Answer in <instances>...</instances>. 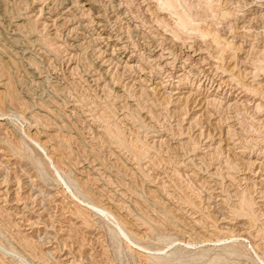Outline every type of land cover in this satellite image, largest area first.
I'll return each instance as SVG.
<instances>
[{
    "label": "rangeland",
    "instance_id": "1",
    "mask_svg": "<svg viewBox=\"0 0 264 264\" xmlns=\"http://www.w3.org/2000/svg\"><path fill=\"white\" fill-rule=\"evenodd\" d=\"M99 1H102L100 8L107 10V16L110 14L109 20L113 21L110 25H117L119 33L127 36L126 41L122 39L124 44H129L127 51L137 49L136 53L145 55L150 48L161 46L160 43L163 47L169 44L174 47L181 45L184 39L180 35L182 41L179 38L180 41H176L179 35L175 38L170 35L173 30L168 24L174 17L168 14L164 22L160 20L162 11L155 8L156 0H119L125 2L121 3L123 6L119 12L110 9V4H114L112 0ZM176 1L180 7L184 4L183 9L189 12L194 9L195 15H203L204 19L200 18L203 24L199 25L206 29L207 24H211L208 26L211 32L216 30L221 36V32H226V37L229 35L226 21H236L235 17L244 12L247 16L249 8L244 5L242 9L238 0ZM59 2L61 0L52 3L49 0L37 3L36 0H0V109L10 110L12 114L10 121L1 120L0 124V264H264L261 262L264 260V81L261 73L255 75L258 82L252 80L251 74V77L246 74L252 70L250 65L254 66L248 61L254 57L253 49L247 50L248 59L236 64L239 69L235 63L233 66L226 60L219 65L224 68L225 62L227 70L230 68L232 73H237L234 76L237 81L231 83L236 90H240L237 87L243 82V88L256 94L255 98L249 96V99L260 105L259 111L252 109L250 103L247 108L240 105L233 110L216 104L209 108L198 92L187 100L180 87L178 94L172 96L157 89L158 86L154 93L150 91L147 83L155 82L156 75L143 76L141 68L144 66L141 64L136 70L135 67L134 70L120 67L128 52L110 55L111 45L100 38L94 26L75 28L76 19L71 20L72 14L84 12L83 15H87L89 11L84 19L91 20L94 9L84 10L87 8L84 6L83 10L79 8L77 12L70 10L59 15L63 10H56ZM54 7L56 13L52 12ZM47 9L52 12L50 15ZM155 9L161 12L157 14ZM227 10L232 12L231 20L221 16V12ZM151 11L154 16H150ZM141 14H144L143 18ZM115 17L119 19L114 20ZM65 19L70 24L64 23ZM216 19L218 23L214 21ZM219 23L221 25L215 27ZM258 24H252L254 30H263V19ZM93 36L98 37L97 41ZM232 39L236 44L245 42L242 38ZM247 48L250 50V46ZM178 64L176 62V66ZM217 77L213 78L219 82ZM19 115L29 116V125L23 123ZM104 128L119 138L106 134ZM101 129L105 130L104 133ZM27 134L32 136V141ZM108 137L112 140L107 141ZM35 141H44L45 151L38 149ZM45 154L51 156V160L46 159ZM249 158L260 164L253 169L247 167ZM80 182L85 185V190L80 187ZM72 192L82 199L81 202L84 201L83 204L93 200L107 207L129 234L152 253L129 250L125 238L116 229V219L90 212L73 199ZM242 200L248 204L243 202L245 205L241 207ZM217 226L227 227L228 231L220 233ZM245 230L251 233L247 237L245 232V241H235L234 235L237 234L234 233ZM182 240L195 244L186 246ZM251 245L257 250L259 259Z\"/></svg>",
    "mask_w": 264,
    "mask_h": 264
},
{
    "label": "bare ground",
    "instance_id": "2",
    "mask_svg": "<svg viewBox=\"0 0 264 264\" xmlns=\"http://www.w3.org/2000/svg\"><path fill=\"white\" fill-rule=\"evenodd\" d=\"M37 1H39V0H36V3H37ZM43 1V0H42ZM45 1V0H44ZM60 1V0H59ZM143 1V0H142ZM147 1V0H146ZM145 1V2H146ZM149 1V0H148ZM194 1H197L198 2V0H194ZM203 1V0H202ZM204 1H206V0H204ZM210 0H207V2H209ZM223 1H225V0H223ZM228 1V0H227ZM231 1V0H230ZM238 1H241V5H238V6H244V5H249V8L247 9L248 10V13H247V16L245 15L244 16V13H243V15L242 14H239L238 15V18H237V16L235 17V13L233 14V16L236 18V21H234V20H231V11H233V10H231V8H229L230 6H232L229 2V4H230V6L228 7L229 8V10H231L230 12L227 10V11H223V12H221V16L225 19V20H227L228 18H229V20H231V21H233V22H230V21H226V27H228V32L227 33H229V35L227 34V37H226V32H221V33H223V35L221 36V34H219V33H217V31L215 30V29H213V30H215V31H213V32H211L208 28V26L209 25H211V24H207L208 26H207V28L205 29L203 26H201V24L199 25V23H202V22H200L201 21V19L203 20L204 18H202L203 17V15H202V17H201V15L199 14V16H198V14H194L193 13V11H194V9H193V11L192 12H189V11H187L188 9H183V5L180 7L179 6V2L178 1H176V0H156V7L155 8H157V9H160L161 11V13L159 12V10H156V13L157 14H159L160 15V20H164L165 19V17H167V15L168 14H170V15H173V17H174V19L172 20V19H170L169 17V19L170 20H172L171 22H169V24L168 25H170L169 27L173 30V31H171V36L173 35V37L174 36H177V35H182V36H184V39H183V41L181 40V37L182 36H178L177 37V39L179 38L181 41H182V43H181V45H178L177 43V45L175 46L174 45V47H173V44L172 45H170L169 44V42H167L168 44V46H166V47H163L162 45H163V43H160L159 41L160 40H162V39H160V40H158V41H156V42H158V43H160V45L161 46H159V47H157V46H154V48L152 49V48H148L149 49V51L147 52V54H145V55H143V54H141V53H136V51H138L137 49H136V51L135 50H130V51H127L129 48H128V45H126V44H124V42L126 41L125 40V38L127 37H123L120 33H119V28H118V26L116 25V27H112L113 25V21H111L112 22V24L110 25V20H109V15L107 16V10L105 11V10H103V9H101L100 8V5H101V2L100 3H98V0H61V2H59V5L57 6L56 4V10L58 11V10H61V8L64 10H62L61 12H59V15L60 14H63V13H66V12H68L69 13V11L70 10H72V13L73 12H77L78 11V9L79 8H84V6H87V8H84V10H90L91 11V9L90 8H92V9H94V12L92 13V19L91 20H88V19H86V20H88V22H89V24L92 22V25H89V24H87V21L84 19V16L86 15H83L84 14V12H82V13H79V14H72V18H71V20L72 19H76V25H75V28H77V27H81V28H86L87 29V27H89V26H94V28L93 29H96L97 30V32H98V34L101 36H99L101 39H103V40H105L106 41V43H108L107 45H111V52H110V55H121V54H123L124 52H128V55H127V57L125 58L126 60H122V63H123V65L122 66H120V67H123V68H128V69H133L134 67H135V70H136V67H139L140 68V66H139V64H141L142 66H144L143 68H141V70H142V72H141V74H143V76L144 75H147V76H150V75H156V76H154V77H156L157 78V80L155 81V82H151V83H147V85L148 86H150V91H152L153 93H154V91L156 90V86H158L157 87V89H161V90H163V92L164 93H167L169 96L171 95L172 96V94H178V92H177V89H179V87L180 88H182L184 91H182V92H184L185 94H186V98H187V100H188V98L190 97V95L192 94V95H194V94H196L197 92V94L199 95V94H202V96H201V99H203V101H204V103L206 104V105H209V108H210V106L212 105H214L215 106V104H216V106H219V107H223V109L225 108V109H238L237 107L238 106H242V107H246L247 108V104L248 105H250V104H252L253 106H252V109H255V110H258L259 109V107H260V105L256 102V103H254V99H249V96H251L252 98H255L256 96V94L254 95V94H251V90L250 89H248V88H243L242 86L244 85L243 84V82H241L240 84H242V86L241 87H237V88H239L240 90H236L233 86H231L232 84L231 83H233L234 81L233 80H235V78H234V76H235V73H232L231 71H230V68L227 70V68L225 67L226 66V64H225V62H224V68H226V69H224V68H222V65L220 66L219 64H220V62L222 61H224V60H226L228 63H231V64H233V66H234V63H235V65L239 62V64L241 63L240 61H245L246 59H248V57H247V54L249 53L248 51H251L252 49H253V56L254 57H252V61H250L249 59H248V61H249V63L251 64H253L254 66H251L250 64V67L252 68V70H248L247 72H246V74H249V76H250V74L252 75V80L253 79H255V80H257V82H258V79H256L255 78V75H258V74H262V81H264V28H262V26H260L263 30H261V31H259V30H254V27L252 26V24L254 23V22H257V24H258V21H261V19H263V23H264V0H238ZM237 1V4H239V2ZM7 2V1H6ZM49 2H55V0H49ZM57 2V1H56ZM109 2V1H108ZM110 2H111V0H110ZM109 2V3H110ZM112 2L114 3L113 5H111L110 4V9L113 11H115L116 10V12H119L120 11V7H121V3H125L124 1L123 2H121V1H119V0H112ZM129 2V1H128ZM177 2V3H176ZM181 2V1H180ZM193 2V1H192ZM200 2V1H199ZM215 2V1H214ZM220 1H218L217 2V4L219 3ZM226 2V1H225ZM234 2H236V1H234ZM33 3V2H32ZM35 3V2H34ZM58 3V2H57ZM104 3V2H103ZM102 3V4H103ZM127 3V2H126ZM131 3V2H130ZM137 3V2H136ZM152 3H153V1H152ZM154 3H155V1H154ZM210 3H212V2H210ZM209 3V4H210ZM231 3H233V1L231 2ZM3 4V3H2ZM24 4V3H23ZM46 4V3H45ZM48 4V3H47ZM46 4V5H47ZM66 4H68V5H66ZM146 4V3H145ZM201 4H202V2H201ZM204 4V3H203ZM202 4V5H203ZM217 4L215 3L214 5H216L217 6ZM223 4V3H222ZM221 4V5H222ZM235 4V3H234ZM237 4H236V6H237ZM45 5V6H46ZM66 5V6H65ZM125 5V4H124ZM147 5H149L150 6V4H148L147 3ZM146 5V6H147ZM196 5V4H195ZM208 5V4H207ZM212 5V4H211ZM220 5V4H219ZM0 6H2V5H0ZM43 6V5H42ZM105 6V5H104ZM123 6V5H122ZM138 6V5H137ZM143 6V5H142ZM199 6V5H198ZM201 6V5H200ZM209 6V5H208ZM4 7V6H3ZM40 7H41V5H40ZM55 7H54V10L52 11V12H54V13H56L55 11ZM108 7H109V4H108ZM144 7V6H143ZM151 7V6H150ZM154 7V6H153ZM186 7V6H185ZM204 7H205V5H204ZM207 7V6H206ZM36 8V7H35ZM50 8H51V4H50ZM103 8V7H102ZM106 8H107V6H106ZM126 8V7H125ZM152 8V7H151ZM196 8V7H195ZM200 8H202V7H200ZM211 8V7H210ZM210 8H207V9H209L210 10ZM214 8V7H213ZM218 7H216V9H217ZM227 8V9H228ZM234 8V7H233ZM232 8V9H233ZM242 9L244 8V7H241ZM245 8H247V7H245ZM3 9V8H2ZM28 9V8H27ZM44 9V8H43ZM104 9H105V7H104ZM109 9V10H110ZM140 9V8H139ZM148 9H149V7H148ZM224 9V8H223ZM235 9V8H234ZM237 9H238V7H237ZM236 9V10H237ZM32 10V9H31ZM39 10H40V8H39ZM51 10V9H50ZM80 10V9H79ZM83 10V9H82ZM122 11H123V9H121ZM138 10V9H137ZM144 10V9H143ZM142 10V11H143ZM152 10V9H151ZM154 10V9H153ZM197 9H195V11H196ZM211 10L213 11V9L211 8ZM210 10V11H211ZM219 10V9H218ZM226 10V9H225ZM240 10V9H239ZM33 11V10H32ZM38 11V10H37ZM42 11V10H41ZM45 11V10H44ZM44 11H43V13H44ZM112 11H111V13H112ZM150 11V10H149ZM2 12V11H1ZM4 12V11H3ZM46 12V11H45ZM52 12H48V9H47V13H49V15L52 13ZM81 12V11H80ZM88 12V14H90V12L89 11H87ZM86 12V13H87ZM125 12H127V11H125ZM140 12V11H139ZM145 12H146V9H145ZM235 12V11H234ZM43 13H42V15H43ZM46 13V14H47ZM115 13V12H114ZM142 13V12H141ZM144 13V12H143ZM147 13V12H146ZM146 13H144V14H146ZM151 13H152V11H151ZM150 13V16L151 15H153L154 16V13H152L151 14ZM198 13V12H197ZM216 13V12H215ZM215 13L213 14V15H215ZM220 13V12H219ZM239 13H240V11H239ZM4 14V13H3ZM39 14V13H38ZM88 14L86 15V16H88ZM119 13H117V15H118ZM121 14V13H120ZM123 14V13H122ZM126 14V13H125ZM128 14V13H127ZM143 14V15H144ZM203 14V13H202ZM211 14V13H210ZM237 14H238V11H237ZM124 15V14H123ZM131 15V14H130ZM142 15V14H141ZM143 15H142V18H143ZM147 15H149V14H147ZM17 16V15H16ZM62 16V15H61ZM60 16V18H62ZM113 16H115V15H113ZM120 16V15H119ZM128 16V15H127ZM132 16V15H131ZM169 16V15H168ZM230 16V17H229ZM25 17V16H24ZM64 17V16H63ZM68 17V16H67ZM66 17V18H67ZM112 17V16H111ZM121 17H123L122 15L120 16V18ZM135 17V16H134ZM139 17V16H138ZM157 17V16H156ZM204 17H206V15H204ZM209 17V16H208ZM208 17L206 18L207 20H208ZM222 17H221V19H222ZM15 18V17H14ZM116 18V17H115ZM115 18H113L114 20H117V18L115 19ZM124 18H125V16H124ZM129 18V17H128ZM137 18V17H136ZM141 18V17H140ZM159 18H158V20H159ZM201 18V19H200ZM220 18V17H219ZM30 19V18H29ZM58 19V18H57ZM64 19V18H63ZM111 19V18H110ZM119 19V18H118ZM131 19V18H130ZM134 19V18H133ZM145 19V18H144ZM149 19H152V17L151 18H149ZM155 19H157V18H155ZM154 19V21H156ZM205 19V20H206ZM213 19V18H212ZM211 19V20H212ZM12 20H13V18H12ZM48 20H50L49 19V17H48ZM52 20V19H51ZM138 20V19H137ZM137 20H135V21H137ZM141 20V19H140ZM168 20V19H167ZM210 20V19H209ZM219 20V19H218ZM57 21V20H56ZM59 21V20H58ZM63 21V20H62ZM75 21V20H74ZM73 21V22H74ZM122 21V20H121ZM120 21V22H121ZM126 21V20H125ZM132 21V20H131ZM143 22H145L144 20H142ZM147 21H149L148 19H147ZM165 21V20H164ZM163 21V22H164ZM169 21V20H168ZM214 21H217V19L216 20H214ZM214 21H212V22H214ZM223 21V20H222ZM221 21V22H222ZM10 22V21H9ZM26 22V21H25ZM52 22V21H51ZM67 21H66V19H65V22L64 23H66ZM73 22H71V23H73ZM116 23H117V21H115ZM118 22H119V20H118ZM124 22V21H123ZM153 22V21H152ZM167 22V21H166ZM209 22V21H208ZM220 22V23H221ZM225 22V21H224ZM253 22V23H252ZM67 23H69L70 24V22H67ZM146 23V22H145ZM148 23V22H147ZM161 23V22H160ZM168 23V22H167ZM171 23V24H170ZM205 23V22H204ZM217 23H218V21H217ZM217 24L215 27H217L218 25L220 26L221 24ZM250 23H251V26H250ZM51 24H53V23H51ZM50 24V25H51ZM54 24H55V22H54ZM58 24V23H57ZM63 24V23H62ZM62 24H59V25H62ZM74 24V23H73ZM140 24V23H139ZM138 24V25H139ZM144 24V23H143ZM152 24V23H151ZM150 24V25H151ZM154 24V23H153ZM162 24V23H161ZM166 24V23H165ZM164 24V25H165ZM203 24V23H202ZM214 24H216V23H214ZM16 25V24H15ZM19 25H23L22 23H20ZM18 25V27H20ZM68 25V24H67ZM114 25H115V23H114ZM127 25V24H126ZM131 25V24H130ZM134 25V24H133ZM138 25H136L135 24V26H138ZM154 25H156V24H154ZM163 25V26H164ZM205 25V24H204ZM213 25V24H212ZM255 25V24H254ZM259 25V24H258ZM264 25V24H263ZM44 26V25H43ZM52 26H54V25H52ZM144 26V25H143ZM142 26V27H143ZM148 26V25H147ZM167 26V25H166ZM16 27V26H15ZM24 27V26H23ZM48 27V26H47ZM58 27V26H57ZM120 27V26H119ZM127 27V26H126ZM161 27H162V25H161ZM206 27V26H205ZM250 27H253V29L251 28L250 29ZM67 28V27H66ZM72 28V27H71ZM90 28V27H89ZM88 28V29H89ZM124 28H125V25H124ZM131 28H133V27H131ZM130 28V29H131ZM135 28V27H134ZM138 28V27H137ZM151 28H152V26H151ZM151 28H150V30H151ZM154 28H155V26H154ZM164 28H167V27H163V29ZM213 28H214V25H213ZM224 28V27H223ZM222 28V29H223ZM256 28V27H255ZM22 29V28H21ZM55 29V28H54ZM65 29V28H64ZM136 29V28H135ZM134 29V30H135ZM140 29H141V27H140ZM227 29V28H226ZM67 30V29H66ZM68 30H70V29H68ZM76 30V29H75ZM77 30H78V28H77ZM81 30V29H80ZM84 30V29H83ZM115 30V31H114ZM127 30V29H126ZM134 30H130L131 32H133ZM156 30V29H155ZM167 30V29H166ZM225 30V29H224ZM73 31H74V28H73ZM114 31V32H113ZM159 31V30H158ZM157 31V32H158ZM219 31V30H218ZM222 31V30H221ZM20 32H21V30H20ZM58 32V31H57ZM71 32V31H70ZM136 32V31H135ZM138 32V31H137ZM154 32V31H153ZM91 33V32H90ZM94 33V32H93ZM128 33V32H127ZM134 33V32H133ZM161 33V32H160ZM168 33V32H167ZM27 34V33H26ZM97 34V33H96ZM125 34V33H124ZM123 34V35H124ZM129 34V33H128ZM139 34H141V32L139 33ZM151 34H153V33H151ZM68 35V34H67ZM92 35V34H91ZM103 35V36H102ZM127 35V34H126ZM133 35V34H132ZM131 35V36H132ZM136 35V34H135ZM142 35V34H141ZM157 35V34H156ZM98 36V35H97ZM151 36V35H150ZM153 36V35H152ZM161 36V35H160ZM163 36V35H162ZM170 36V37H171ZM231 36V38L230 39H228V37H230ZM128 37H129V35H128ZM156 37V36H155ZM168 37H169V35H168ZM167 37V38H168ZM36 38V37H35ZM83 38V37H82ZM93 39H96V41H97V38L98 37H95V36H93L92 37ZM92 38H90V39H92ZM124 38V42L122 41V39ZM148 38V37H147ZM159 38V37H158ZM163 38V37H162ZM175 38V37H174ZM173 38V39H174ZM232 38H240V40H241V38L245 41L244 43H242L241 42V44L238 42L237 44L233 41V39ZM90 39H88L89 41H90ZM93 39L90 41V42H92L93 41ZM127 39V38H126ZM131 39V38H130ZM129 39V40H130ZM172 39V41H174ZM176 40V41H180V40ZM128 40V41H129ZM143 40H144V38H143ZM154 40V39H153ZM167 40V39H166ZM189 40V41H188ZM235 40V39H234ZM16 41V40H15ZM35 41V40H34ZM96 41H94V42H96ZM98 41H99V39H98ZM104 41V42H105ZM145 41V40H144ZM175 41V42H176ZM188 41V42H187ZM89 42V43H90ZM99 42H101V40L99 41ZM131 42V41H130ZM139 42V41H138ZM146 42H147V40H146ZM152 42V41H151ZM154 42V41H153ZM236 42H237V40H236ZM82 43V42H81ZM88 43V42H87ZM97 43V42H96ZM103 43V42H102ZM127 43V42H126ZM133 43V42H132ZM140 43V42H139ZM165 43V42H164ZM172 43V42H171ZM77 44V43H76ZM148 44V43H147ZM152 44V43H151ZM155 44V43H154ZM49 45V44H48ZM79 45V44H78ZM92 45V44H91ZM134 45H137V44H135L134 43ZM144 45H146V44H144ZM158 45V44H157ZM84 46V45H83ZM93 46H94V44H93ZM132 47H133V45H131ZM147 46H149V44L147 45ZM250 46V50L247 48V47H249ZM77 47V46H76ZM104 47H107V46H104ZM130 47V46H129ZM244 47H245V49H244ZM142 48H143V46H142ZM147 48V47H146ZM156 48H158V49H156ZM247 48V49H246ZM134 49V48H133ZM144 49V48H143ZM21 50V49H20ZM99 50H100V48H99ZM98 50V51H99ZM248 50V51H247ZM91 51V50H90ZM97 51V52H98ZM102 51H104V50H102ZM101 51V52H102ZM146 51V50H145ZM25 52V51H24ZM86 52V51H85ZM94 52V51H93ZM95 52H96V49H95ZM105 52V51H104ZM103 52V53H104ZM108 52V53H109ZM142 52H144V51H142ZM41 53V52H40ZM78 53V52H77ZM145 53V52H144ZM23 55V54H22ZM77 55V54H76ZM82 55V54H81ZM124 55V54H123ZM242 55H244V56H242ZM72 56H73V54H72ZM104 56V55H103ZM249 56V55H248ZM84 57V56H83ZM87 57V56H86ZM121 57V56H120ZM11 58V57H10ZM55 58V57H54ZM72 58V57H71ZM76 58V57H75ZM121 58H123V57H121ZM9 59V58H8ZM73 59V58H72ZM86 59V58H85ZM94 59V58H93ZM115 59V58H114ZM114 59H113V61H114ZM120 59V58H119ZM243 59V60H242ZM109 60H110V58H109ZM112 60V59H111ZM117 61V60H116ZM119 61V60H118ZM243 61V62H244ZM28 62V61H27ZM32 62V61H31ZM95 62V61H94ZM109 62V61H108ZM176 62H178L179 64L176 66ZM221 62V63H222ZM226 62V63H227ZM242 62V63H243ZM5 63V62H4ZM143 63H145V64H147V66H149V67H147L145 64H143ZM246 63V62H245ZM82 64V63H81ZM80 64V65H81ZM117 64H119V63H117ZM31 65V64H30ZM75 65V64H74ZM85 65V64H84ZM230 65V64H229ZM6 66V65H5ZM94 66V65H93ZM117 66V65H116ZM244 66H246V65H244ZM34 67V66H33ZM236 69H239L238 68V66L236 65ZM243 67V66H242ZM249 68V67H248ZM73 69V68H72ZM99 69H101L100 67H99ZM106 69V68H105ZM117 69H119L118 67H117ZM125 69V71H127ZM233 69H235V68H233ZM235 69V70H236ZM243 69H245L244 67H243ZM242 69V70H243ZM92 70V69H91ZM108 70V69H107ZM123 70V69H122ZM121 70V71H122ZM134 70V69H133ZM234 70V71H235ZM241 70V71H242ZM247 70V69H246ZM132 71V70H131ZM163 71V72H162ZM233 71V72H234ZM244 71V73H245V70H243ZM258 71H261V72H258ZM239 72H240V70H239ZM258 72V73H257ZM68 73V72H67ZM102 73V72H101ZM106 73V72H105ZM134 73V72H133ZM164 73V74H163ZM113 74V73H112ZM111 74V75H112ZM128 74V73H127ZM163 74V75H162ZM234 74V75H233ZM237 74V73H236ZM241 74V73H240ZM243 74V73H242ZM38 76V75H37ZM215 76H218L217 78H218V80H219V82H217V81H215V78H213V77H215ZM237 76V75H236ZM243 76V75H242ZM241 76V77H242ZM259 76V75H258ZM257 76V77H258ZM106 77V76H105ZM116 77V76H115ZM121 77V76H120ZM238 77V76H237ZM247 78H248V75L246 76ZM251 77V76H250ZM41 78V77H40ZM125 78V77H124ZM151 78V77H150ZM261 78V77H260ZM259 78V79H260ZM100 79V78H99ZM142 79H144V78H142ZM98 80V79H97ZM96 80V81H97ZM139 80V79H138ZM150 80V79H149ZM249 80H251V79H249ZM100 81V80H99ZM110 81H111V79H110ZM134 81V80H133ZM142 81V80H141ZM144 81V80H143ZM233 81V82H232ZM235 81H237V80H235ZM240 81V80H239ZM138 82V81H137ZM146 82V81H145ZM248 82V81H247ZM253 82V81H252ZM140 83V82H139ZM144 83V82H143ZM154 83V84H153ZM251 83V82H250ZM260 83V82H259ZM258 83V84H259ZM107 84V83H106ZM230 84V85H229ZM235 85H236V83H234ZM239 83H237V85H238ZM254 84V83H253ZM256 84V83H255ZM1 86H2V84H0ZM131 85V84H130ZM140 85V84H139ZM143 85V84H142ZM236 85V86H237ZM248 85V84H247ZM260 85V84H259ZM262 85V84H261ZM4 86H5V84H4ZM53 86V85H52ZM132 86V85H131ZM134 86V85H133ZM141 86V85H140ZM245 86V85H244ZM251 86V85H250ZM255 86H257V85H255ZM7 87V86H6ZM139 87V86H138ZM142 87V86H141ZM144 87V86H143ZM249 87V86H248ZM105 88V87H104ZM145 88V87H144ZM263 88H264V84H263ZM3 89V88H2ZM56 89V88H55ZM71 89V88H70ZM103 89V88H102ZM147 90H148V88H146ZM174 89V90H173ZM254 89H255V87H254ZM256 89H257V87H256ZM259 89V88H258ZM262 89V88H261ZM6 90V89H5ZM143 90H145V89H143ZM2 91V90H1ZM4 91V90H3ZM124 91V90H123ZM150 91H148V92H150ZM234 91H237V92H235L234 93ZM260 91V93L259 94H261V90H259ZM263 91V90H262ZM5 92V91H4ZM6 92H8L7 90H6ZM141 92V91H140ZM144 92V91H143ZM158 91H156V93H157ZM196 92V93H195ZM70 93V92H69ZM129 93V92H128ZM142 93V92H141ZM147 93V92H146ZM163 93V94H164ZM194 93V94H193ZM262 93H264V92H262ZM4 94V93H3ZM162 94V95H163ZM166 94V95H167ZM184 94V95H185ZM196 94V95H197ZM5 95V94H4ZM119 95V94H118ZM121 95V94H120ZM158 95V94H157ZM168 95H167V98H168ZM254 97H253V96ZM174 96V95H173ZM264 96V95H263ZM137 97V96H136ZM180 97V96H179ZM178 97V98H179ZM192 97V96H191ZM259 97V96H258ZM4 98V97H3ZM142 98V97H141ZM166 98V99H167ZM170 98V97H169ZM180 98H182V97H180ZM184 98V97H183ZM186 98L184 99V100H186ZM13 99V98H12ZM50 99V98H49ZM153 99V98H152ZM74 100V99H73ZM160 100V99H159ZM168 100V99H167ZM195 100V99H194ZM263 100V99H262ZM261 100V101H262ZM156 101V100H155ZM169 102H171L170 101V99L168 100ZM175 101H177V100H175ZM264 101V100H263ZM9 102V101H8ZM25 102V101H24ZM23 102V103H24ZM32 102V101H31ZM168 102V103H169ZM186 102V101H185ZM193 102V101H192ZM195 102H196V100H195ZM154 103H156V102H154ZM167 103V102H166ZM173 103V102H172ZM177 103V102H176ZM250 103V104H249ZM260 103V102H259ZM262 103V102H261ZM78 104V103H77ZM264 104V103H263ZM60 105V104H59ZM134 105V104H133ZM152 105V104H151ZM166 105V104H165ZM184 105V104H183ZM182 105V106H183ZM199 105H200V103H199ZM206 105H204V106H206ZM26 106V105H25ZM137 106V105H136ZM184 106H186V105H184ZM27 107V106H26ZM164 107V106H163ZM162 107V108H163ZM181 107V106H180ZM193 107V106H192ZM263 107H264V105H263ZM46 108V107H45ZM182 108V107H181ZM186 108V107H185ZM216 108V107H215ZM240 108V107H239ZM246 108H245V110H246ZM88 109V108H87ZM131 109V108H130ZM161 109V108H160ZM167 109V108H166ZM169 109V108H168ZM187 109V108H186ZM185 109V110H186ZM249 109H251V108H249ZM251 109V110H252ZM181 110V109H180ZM183 110V109H182ZM212 110V109H211ZM210 110V111H211ZM231 110V111H232ZM254 110V111H255ZM124 111V110H123ZM135 111V110H134ZM137 111V110H136ZM240 110H237V112H239ZM259 111V110H258ZM15 112V111H14ZM24 112H25V110H24ZM174 112V111H173ZM172 112V113H173ZM235 112H236V110H235ZM27 113V112H26ZM60 113V112H59ZM89 113V112H88ZM138 113V112H137ZM195 113V112H194ZM200 113V112H199ZM209 113V112H208ZM208 113H206V114H208ZM248 113V112H247ZM255 113V112H254ZM22 114V113H21ZM113 114V113H112ZM134 114V113H133ZM18 115V114H17ZM86 115V114H85ZM110 115V114H109ZM210 115V114H209ZM217 115V114H216ZM240 115V114H239ZM242 115V114H241ZM245 115V114H244ZM250 115V114H249ZM255 115H257V114H255ZM12 116V114L10 113V110L9 111H3L2 109H0V124H1V120H7L8 121V119H9V121H10V117ZM28 116V115H27ZM123 116H125V115H123ZM29 117V116H28ZM28 117H26V116H20L19 115V117L18 118H21V120L23 121V123L25 122L26 124H28L29 125V119H28ZM55 117V116H54ZM57 117V116H56ZM99 117H101V116H99ZM185 117V116H184ZM13 118H14V115H13ZM17 118V119H18ZM98 118V117H97ZM236 118V117H235ZM260 118V117H259ZM35 119V118H34ZM38 119V118H37ZM57 119H58V117H57ZM101 119V118H100ZM123 119V118H122ZM21 121V122H22ZM110 121V120H109ZM230 121H231V119H230ZM256 121H258V120H256ZM6 122V121H5ZM237 122H238V120H237ZM93 124H95V123H93ZM256 124V123H255ZM35 125V124H34ZM83 125V124H82ZM105 125V124H104ZM88 126V125H87ZM114 126V125H113ZM233 126V125H232ZM263 126V125H262ZM107 127H109V126H107ZM106 127V128H107ZM112 127V126H111ZM235 127V126H234ZM101 128V127H100ZM106 128H104V129H106ZM115 128V127H114ZM140 128V127H139ZM31 129V128H30ZM103 129V130H104ZM111 129V128H110ZM155 129V128H154ZM231 129V128H230ZM102 129H101V131L104 133V131H103ZM112 130V129H111ZM157 130V129H156ZM229 131V130H228ZM235 131V130H234ZM238 131V130H237ZM111 132V133H110ZM106 134H110V135H114V136H116L117 137V134H112L113 132L112 131H109V129H106V132H105ZM200 133V132H199ZM26 134V133H25ZM106 134H105V137H106ZM235 134V133H234ZM237 135H238V133H237ZM263 135V134H262ZM109 136V135H108ZM113 136V137H114ZM227 136V135H226ZM231 136V135H230ZM26 137V136H25ZM27 137H28V139H30L31 141H32V136L30 137V135L29 134H27ZM98 137V136H97ZM115 137V138H116ZM241 137V136H240ZM117 138H119V137H117ZM116 138V139H117ZM234 138V137H233ZM236 138V137H235ZM68 139V138H67ZM105 139V138H104ZM109 137H108V140L107 141H109ZM110 140H112V139H110ZM122 140V139H121ZM233 140V139H232ZM245 140V139H244ZM248 140V139H247ZM113 141H115L114 139H113ZM135 141V140H134ZM242 141V140H241ZM258 141V140H257ZM34 142V141H33ZM42 142H44V141H42ZM42 142H39V141H35V144L38 146V149L40 148L41 150H42V152L43 151H45V148L47 147V146H44V145H42ZM106 142V141H105ZM118 142H119V140H118ZM121 142V141H120ZM162 142V141H161ZM189 142V141H188ZM236 142V141H235ZM247 142V141H246ZM252 142V141H251ZM254 142V141H253ZM261 141H259V143H260ZM46 143V142H45ZM59 143V142H58ZM100 143V142H99ZM115 143V142H114ZM131 143V142H130ZM145 143V142H144ZM120 144V143H119ZM160 144V143H159ZM186 144V143H185ZM244 144V143H243ZM111 145V144H110ZM122 145V144H121ZM141 145V144H140ZM182 145V144H181ZM235 145H236V143H235ZM116 146V145H115ZM130 146V145H129ZM246 146H247V144H246ZM258 146V145H257ZM50 147V146H49ZM52 147V146H51ZM111 147V146H110ZM142 147V146H141ZM193 147V146H192ZM208 147V146H207ZM238 147V146H237ZM252 147V146H251ZM260 147V146H259ZM51 149V148H50ZM53 149V148H52ZM133 149V148H132ZM215 149V148H214ZM130 150V149H129ZM189 150V149H188ZM223 150V149H222ZM244 150V149H243ZM248 150V149H247ZM253 150H255V149H253ZM259 150V149H258ZM15 151V150H14ZM125 151V150H124ZM212 151V150H211ZM251 151V150H250ZM47 152V151H46ZM54 152V151H53ZM137 152V151H136ZM191 152V151H190ZM214 152V151H213ZM217 152V151H216ZM221 152V151H220ZM224 152V151H223ZM262 152H264L263 151V148H262ZM9 153V152H8ZM17 153V152H16ZM232 154V153H231ZM259 154V153H258ZM6 155V154H5ZM46 156L45 157H47L46 159H50L51 160V156H48L47 154H45ZM213 155V154H212ZM218 155V154H217ZM226 155V154H225ZM250 155V154H249ZM185 156V155H184ZM170 157V156H169ZM226 157H227V155H226ZM256 158H258V157H256ZM157 159V158H156ZM185 159V158H184ZM259 159H261L260 157H259ZM188 160V159H187ZM227 160V159H226ZM186 162V161H185ZM217 162V161H216ZM151 163V162H150ZM234 163V162H233ZM257 163H259L258 161H256L255 159L254 160H250V158H249V162H246V164H249V166H247V167H249V168H256V165H257ZM53 164H54V162H53ZM181 164V163H180ZM179 164V165H180ZM232 164V163H231ZM236 164V163H235ZM260 164V163H259ZM264 164V163H263ZM262 164V165H263ZM233 165V164H232ZM53 167L56 169V166L55 165H53ZM262 167V166H261ZM245 168V167H244ZM139 169V168H138ZM264 169V168H263ZM251 170V169H250ZM262 170V169H261ZM255 171V170H254ZM257 171V170H256ZM258 171H259V167H258ZM237 172V171H236ZM245 172H247V171H245ZM10 173V172H9ZM27 173V172H26ZM96 173V172H95ZM233 173H234V171H233ZM255 173H257L258 174V172H255ZM259 173H260V171H259ZM261 173H263V172H261ZM214 175H216V174H214ZM9 176V175H8ZM263 176V175H262ZM35 177V176H34ZM182 178V177H181ZM16 179V178H15ZM97 179V178H96ZM232 179V178H231ZM62 180V179H61ZM248 180V179H247ZM264 180V179H263ZM77 181V180H76ZM230 181V180H229ZM88 182V181H87ZM90 182V181H89ZM7 183V182H6ZM65 183V182H64ZM18 184V183H17ZM31 184V183H30ZM78 184V183H77ZM62 185V184H61ZM80 187H82L84 190H85V185L82 183V182H80ZM63 186V185H62ZM64 186H66V185H64ZM67 187V186H66ZM238 187V186H237ZM65 189H67V188H65ZM262 189H264V188H262ZM41 190V189H40ZM58 191V190H57ZM68 191V190H67ZM70 191V190H69ZM40 193V192H39ZM66 193V192H65ZM69 193V192H68ZM71 193V192H70ZM75 196V198H73V199H75L76 201H77V203L78 204H80V205H82V206H84V207H86V208H89L90 209V212L92 211V212H94V214H99L100 216H102V214H104V215H106L107 217H108V215H110L113 219H116V222H115V225H116V229L121 233V235H122V237H124L125 238V240H126V246H127V248L130 250V249H136V250H138V251H140V252H142V253H152V252H150V250H148L146 247H144L143 245H141L140 243H138L130 234H129V232L124 228V226H123V224H122V222L120 221V219L119 218H117L116 216L114 217L113 216V214L110 212V210L107 208V207H105V206H103V205H101V203H100V205L97 203H94V202H92V201H89V202H87L86 204H83L84 203V201L83 202H81V198L76 194V193H74V192H72ZM238 193V192H237ZM242 193V192H241ZM263 193V192H262ZM16 195H17V193H16ZM240 195V194H239ZM71 196H73V195H71ZM242 196V195H241ZM70 197V196H69ZM264 197V196H263ZM81 199V200H80ZM184 199V198H183ZM240 199V198H239ZM238 199V200H239ZM40 200V199H39ZM96 200V199H95ZM110 200V199H109ZM186 200V199H185ZM243 200H245V198L243 199ZM242 200V202H240V205H241V207H243L242 205L245 203L244 201ZM13 202V201H12ZM19 202V201H18ZM25 202V201H24ZM30 202V201H29ZM123 202V201H122ZM188 202V201H187ZM244 202V203H243ZM238 203V202H237ZM30 204V203H29ZM116 204V203H115ZM122 204V203H121ZM246 204V203H245ZM244 204V205H245ZM248 204V203H247ZM246 204V205H247ZM76 205V204H75ZM120 205V204H119ZM119 205H118V208H119ZM237 205H239V204H237ZM122 206V205H121ZM125 206V205H124ZM251 206V205H250ZM39 207V206H38ZM113 207V206H112ZM115 207V206H114ZM127 207V206H126ZM245 207L246 206H244V209H245ZM249 207V206H248ZM118 208H116V210L118 209ZM237 208V207H236ZM240 208V207H239ZM238 208V209H239ZM29 209V208H28ZM250 209V208H249ZM32 210V209H31ZM77 210H80V209H77ZM240 211H241V208L239 209ZM243 210V209H242ZM23 211V210H22ZM41 211V210H40ZM130 211V210H129ZM196 211V210H195ZM236 211H238V210H235V212ZM244 211V210H243ZM245 211H248L247 210V208H246V210ZM71 213V212H70ZM237 213V212H236ZM239 213H241V212H239ZM247 213V212H246ZM234 214V213H233ZM238 214V213H237ZM109 216V217H110ZM233 216V215H232ZM243 216V215H242ZM110 217V218H111ZM250 217V216H249ZM139 218V217H138ZM46 219V218H45ZM133 219V218H132ZM207 220V219H206ZM219 220V219H218ZM103 221V220H102ZM28 222V221H27ZM49 222V221H48ZM210 222V221H209ZM94 223V222H93ZM138 223V222H137ZM50 224V223H49ZM247 224V223H246ZM253 224H254V222H253ZM15 225V224H14ZM135 225V224H134ZM242 225V224H241ZM241 225H239L240 227H241ZM255 225V224H254ZM16 226V225H15ZM143 226V225H142ZM202 226V225H201ZM211 226H214V225H211ZM239 226H237L236 228H237V230H239L240 231V228H239ZM246 226V225H245ZM249 226V225H248ZM253 226V225H252ZM50 227V226H49ZM218 227V226H217ZM244 227V226H243ZM51 228H52V226H51ZM227 227H224V226H220V227H218L217 228V230L218 231H220V233L223 231V230H227L226 229ZM239 228V229H238ZM245 228V227H244ZM244 228H242L243 230H244ZM248 228V227H247ZM213 229H216V228H213ZM180 230V229H179ZM216 230V231H217ZM228 231V230H227ZM226 231V232H227ZM230 231V230H229ZM235 231V230H234ZM249 232H250V230H248ZM248 231H241V233L239 232V234L237 233V231H236V233H234V234H237V236L236 235H234L235 237V241H237L238 239H240L241 241H245V238L243 237V236H245L246 235V233L248 232ZM246 232V233H245ZM223 233V232H222ZM117 234V233H116ZM249 234H251V233H249ZM249 234L247 233V237L249 236ZM20 235V234H19ZM179 235V234H178ZM232 236H233V234H232ZM253 237H254V235H252ZM118 237H119V234H118ZM191 237V236H190ZM250 237H251V235H250ZM249 237V238H250ZM225 238V237H224ZM194 239V238H193ZM208 239V238H207ZM35 240V239H34ZM204 240H206V239H204ZM220 240V239H219ZM224 240V239H223ZM222 240V241H223ZM183 242H184V245H186V246H193L194 244H195V242H191L190 240L189 241H185V240H182ZM211 241V240H210ZM214 241V240H213ZM221 241V242H222ZM234 241V240H233ZM206 242V241H205ZM217 242H218V240H217ZM220 242V243H221ZM202 243H204V242H202ZM220 243H218V244H220ZM34 245V244H33ZM41 246V245H40ZM46 246V245H45ZM251 247L253 248V251L255 252H253L256 256H257V259H259L260 257H258V255H257V250L255 251V248H254V246H252L251 245ZM33 248V247H32ZM257 249V248H256ZM157 253H158V251H157ZM156 253V254H157ZM255 256V257H256ZM53 257V256H52ZM11 259V258H10ZM62 259V258H61ZM261 260V259H260ZM24 262H26V261H24ZM261 262L262 263H264V260H261ZM27 263V262H26ZM51 263H52V261H51Z\"/></svg>",
    "mask_w": 264,
    "mask_h": 264
}]
</instances>
